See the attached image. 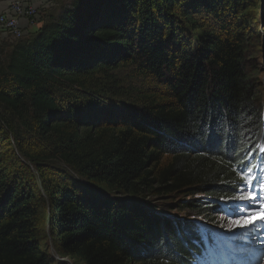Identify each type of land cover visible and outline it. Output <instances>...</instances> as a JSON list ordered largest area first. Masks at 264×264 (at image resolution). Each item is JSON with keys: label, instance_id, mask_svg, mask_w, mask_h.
Here are the masks:
<instances>
[{"label": "trees", "instance_id": "1", "mask_svg": "<svg viewBox=\"0 0 264 264\" xmlns=\"http://www.w3.org/2000/svg\"><path fill=\"white\" fill-rule=\"evenodd\" d=\"M260 147L264 0H74L0 67V264H201Z\"/></svg>", "mask_w": 264, "mask_h": 264}, {"label": "snow or ice", "instance_id": "2", "mask_svg": "<svg viewBox=\"0 0 264 264\" xmlns=\"http://www.w3.org/2000/svg\"><path fill=\"white\" fill-rule=\"evenodd\" d=\"M235 128H238V125H235L233 132L229 134L230 137L235 136ZM203 131L201 126V135ZM259 151L264 155V147H260ZM253 159L255 157L250 156L247 166L242 168L241 183L230 185L231 192L227 197H221V202H232L236 207L226 211L220 209L222 217L227 218V223L222 219L219 227L230 233L239 229L241 239L255 241L259 247H264V171H256V168L264 169V161L255 165L251 163ZM205 226L198 222L192 223L190 230L203 235ZM163 258L169 260L171 264H179L171 256L165 255Z\"/></svg>", "mask_w": 264, "mask_h": 264}, {"label": "rangeland", "instance_id": "3", "mask_svg": "<svg viewBox=\"0 0 264 264\" xmlns=\"http://www.w3.org/2000/svg\"><path fill=\"white\" fill-rule=\"evenodd\" d=\"M73 1L74 0H51L50 3L46 5V12L41 16V18L39 17L37 19V27L31 26V22L28 20H20V27L23 30L20 36H4L0 34V67L8 59V57L16 46L28 42L36 32H39L44 27V25L57 20L61 16V14L71 5ZM220 219H223V221L227 223L226 217H222V215H220ZM211 229L217 231L218 233L227 232L221 229L220 227L215 226L211 227ZM228 233L235 236V238L238 237L237 239L232 238L234 239V241H232V239H229V242L232 243H230V246H228L231 249L233 248L231 245L236 246L237 250L235 252L233 250L225 251L229 256L231 255L232 257L230 258V262H225L224 264H244V262L247 264L249 261H253L255 263L254 259L257 258L263 260L261 264H264V247H259L257 242L255 241H249L252 244V251L249 253H244V251L247 250L250 246H244L246 242L245 240L240 238V230L237 229L235 232ZM226 238L228 239V234L226 235ZM51 252L56 258L57 254L53 250ZM255 252L256 255H254ZM59 260H61L63 264H83L81 261L75 259L70 261H68L67 258ZM213 260L214 259L209 260L206 264H220V262H213Z\"/></svg>", "mask_w": 264, "mask_h": 264}, {"label": "built area", "instance_id": "4", "mask_svg": "<svg viewBox=\"0 0 264 264\" xmlns=\"http://www.w3.org/2000/svg\"><path fill=\"white\" fill-rule=\"evenodd\" d=\"M46 8L47 6H30L24 0H11L9 9L0 12V34L20 36L23 31L20 20L23 19L30 21L31 26L37 27V19L46 12Z\"/></svg>", "mask_w": 264, "mask_h": 264}, {"label": "crops", "instance_id": "5", "mask_svg": "<svg viewBox=\"0 0 264 264\" xmlns=\"http://www.w3.org/2000/svg\"><path fill=\"white\" fill-rule=\"evenodd\" d=\"M51 0H24L28 5L32 6H46ZM11 0H0V12L7 11L10 7Z\"/></svg>", "mask_w": 264, "mask_h": 264}, {"label": "bare ground", "instance_id": "6", "mask_svg": "<svg viewBox=\"0 0 264 264\" xmlns=\"http://www.w3.org/2000/svg\"><path fill=\"white\" fill-rule=\"evenodd\" d=\"M239 171V170H238ZM220 202V201H219ZM230 205V204H229ZM230 209V208H229ZM195 219V218H194ZM216 238V237H215ZM238 238V237H237ZM237 238H235V239H237ZM223 241H226V242H229V239H227V238H225V239H223ZM232 241H234V239H232ZM211 242H213V240L211 241ZM230 243H232V242H229V243H227V244H224V246H230ZM213 244V243H212ZM210 246V245H209ZM232 247H233V245H231ZM212 247V246H211ZM216 247H220V244H216ZM215 248V247H214ZM213 248V249H214ZM215 254H219V253H217V252H215Z\"/></svg>", "mask_w": 264, "mask_h": 264}]
</instances>
